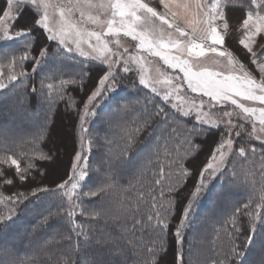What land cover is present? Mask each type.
<instances>
[{"label":"snow or ice","instance_id":"6c2138e0","mask_svg":"<svg viewBox=\"0 0 264 264\" xmlns=\"http://www.w3.org/2000/svg\"><path fill=\"white\" fill-rule=\"evenodd\" d=\"M232 0H158L154 5L152 0H4V6L0 7V43L9 40H16L21 36H37L42 38L43 43L38 49L34 48L37 41L26 39L23 46L17 51H0V91L9 87V84L16 81L18 77H27L28 73L17 72V68H23L24 64L32 63V72L39 67L43 58L48 55L49 42H54L57 51L63 48L69 53H76L84 60L99 61L100 67L95 70V79L89 87L91 71L87 67L74 75L55 73L45 77L39 85L31 87L32 93L39 92L51 106L49 92H54L55 97L60 101L75 104L73 96L67 93L85 92L80 104L76 105V120L81 133L75 134L74 148L71 153L70 167L58 182L53 184L42 183L49 174V166H55L59 160V148L49 149L47 154H40L35 157L36 161H47L36 168V164L29 158L28 165L21 169L16 153H8L5 145V155L0 157V182L3 185L17 184L28 188V194L16 192L13 195L3 196L0 194V202L11 205L7 212H0V232L7 227L9 222L17 216L16 206L30 202V196L39 198L41 194L55 196L57 203L53 205L56 211L49 209L48 216H44L41 224H47L52 217H59L68 225L67 239L71 241L75 237L87 236L83 225L77 223V215L87 216L88 219H98L103 212H88L86 202L97 198L101 201L107 194L120 186L124 180L119 170V165L127 160L130 154L143 144L148 137L143 135L149 128L156 133L160 125L168 124L170 119L181 114L185 118H191L195 112L192 128L187 136L182 133L177 136V129L168 125L171 131L160 129L161 135L152 141L151 146L144 154L141 163L133 175H143L144 169L149 165L159 170L155 173L158 179L157 185L167 176L172 184L167 188L169 194H175L180 198L187 188V180L193 175L196 180L192 189L184 197V202L172 205L169 199L168 206L160 204L157 208V198L152 197V207L157 209L154 214L148 215L149 224L156 220L153 231L158 234V239L152 247L147 249L148 260L146 264H165V258L172 252V264H184L182 248L184 243V229L190 224V215L194 203L208 187V180L225 175L227 180L226 189H222L218 195L227 196L229 188H236L240 185L239 174L227 173L228 152L231 151L235 137H241V144L236 149L240 157L247 159L248 153L255 155V148L249 149L248 142L243 141V123H235L233 112L225 110L224 128L227 131L228 139L221 138L218 145L209 148V156L206 161L196 164L199 155L198 146L189 137H200L205 134L209 136L213 129L220 127L219 123L213 122L208 114L202 109L207 104L209 108L223 107L229 103L240 111L236 116L241 120L251 123L252 131L248 133L249 141L256 139L261 145V163L264 164V106L250 107L241 103V100L264 105V0H250L249 10L244 12L239 28L242 29L239 44L242 46L245 64L235 53L224 47L225 36L228 33L229 21L226 9ZM243 12V9H240ZM27 17L30 23L20 26L18 21ZM93 25L102 29L96 31L88 28ZM129 37L135 42L137 51L151 56L159 57L173 72L182 74L183 82L187 89L200 96L199 105L193 104L187 111L181 105L172 103L170 95L179 93L180 87H175L164 92L161 99L165 104L170 105L166 111L163 106H154L153 111H146L138 119L121 124L116 117L127 112V103L118 104L108 119L109 124L116 123L120 128V140L122 148L111 151L110 142L102 147H108L109 151L98 160L99 168L92 167L91 157L93 156L92 146L100 142L99 136H92L90 128H86L88 119L96 117L100 102L111 92L122 85L124 79L135 75L132 65H139L141 57L133 54L124 56L123 53H116L109 49V41L105 40L106 35L119 37L120 34ZM260 36L257 42L256 37ZM95 43H92V41ZM119 45V39L116 40ZM75 45L73 47L72 45ZM82 45H87L86 51ZM127 52V49H124ZM104 53H109L105 55ZM206 53L214 54L220 58L228 68L224 71H214L203 68V60L209 59ZM122 66V71L118 68ZM140 75L133 86L138 90L150 89L151 93L159 95L156 84L159 81L147 80L142 74V66L139 69ZM258 73V76H257ZM165 76L164 83L172 84L178 79L175 75L161 73ZM67 78H63V77ZM7 81V83L5 82ZM47 81H55L47 82ZM86 90V91H85ZM78 95V93L76 94ZM207 98V100L204 99ZM239 98V99H237ZM191 123V119H189ZM47 124L42 129H46ZM235 136L233 137V130ZM152 132V133H153ZM161 141L164 142V160L167 161V173L165 166L160 161ZM2 143V142H0ZM215 143V141H214ZM187 145V147H186ZM193 152L196 155H193ZM155 158V159H154ZM15 166L13 178L9 179L8 169L3 166ZM188 165L187 167L185 165ZM260 172L264 174V167ZM223 184V183H222ZM90 185H94L90 186ZM164 192L161 191V197ZM249 196L255 199H248L238 206H234L227 223L233 228L232 235L239 236L247 233L246 239L242 241L244 250L253 242L257 225L264 223V189L258 196L253 191ZM179 208V214L174 215V209ZM71 208L72 211H67ZM81 211L77 213L76 209ZM248 218V225L243 228L240 225V217ZM175 221V225L171 223ZM143 223L140 219H134L133 230ZM171 237V241L169 239ZM124 238L121 237V240ZM31 243V242H30ZM126 245L120 242H109L103 238L86 240L84 247L73 244L59 257H53L54 264H127L125 256ZM23 248L17 249L15 245H8L0 240V264H48L41 258V249H33L30 255H21ZM244 251H237L233 244L229 253L225 256L224 264H240ZM253 264H264V251Z\"/></svg>","mask_w":264,"mask_h":264},{"label":"trees","instance_id":"16d2710c","mask_svg":"<svg viewBox=\"0 0 264 264\" xmlns=\"http://www.w3.org/2000/svg\"><path fill=\"white\" fill-rule=\"evenodd\" d=\"M153 3L156 4V2ZM3 6L4 0H0V7ZM249 6L250 0H232L228 9H226L229 31L225 36L224 47L235 53L245 64H248V61L244 59L242 46L239 44L242 33V29L239 28V25L242 22L244 12L249 10ZM240 9H243V12L240 11ZM29 23L30 20L27 17H22L21 20L18 21L20 26H26ZM26 39L37 41L34 45L35 49H38L43 43L42 38L38 40L37 36H21L16 40L0 43V51H18L23 46ZM50 65L52 66L49 67ZM82 67H87L85 70L91 71L88 85L90 87L92 81L95 79V70L98 69L100 65L90 60L86 61L82 57L72 55L62 49L57 51L55 43L49 42L48 55L43 58L36 71L34 73L32 72L31 62L24 64L23 68H17L16 71L27 72L28 76L18 77L16 81L9 84L8 88L0 91V106L4 107V113L0 114V142H2L0 143V157L5 155L6 145L8 148L7 154H11L13 151L16 153L15 158L19 160L21 169L28 165L29 158H33L31 162L36 164V168H39L42 164L49 162L36 161L34 159L35 157L42 153L47 154L49 149H53V154L56 148H59L61 154L67 151L64 162L60 164L61 168H63L62 175H56L58 178L54 179L53 177L50 183L44 181L45 179L41 181L42 183L53 184L58 182L70 167L75 134H78L79 126L77 123L74 131L76 105L80 104L85 92H80L77 89L76 93L66 94V100L67 97L71 95L75 99V104H72L70 101L68 103L60 101L55 97L54 92H49L51 98L50 106L49 101L45 100L39 92L32 93L31 87L33 85L38 86L41 80L55 73L74 75L79 72ZM0 71L7 70L3 69ZM129 75V79H124L120 87L109 93L102 100V103L99 104L96 109L98 114L89 125L91 135L100 137V142L96 144L97 147L95 148V145L92 146L93 156L91 157V161L94 169L99 168L98 160L104 155L101 145L102 142H109L113 139V142L117 145L116 149L120 150L122 148L120 131H115L112 136H106L113 126L112 124L104 123L103 119L104 116H106V121L108 122L109 114H105L110 112L112 104L127 103L129 115H123L121 124H127L129 121L138 119L141 114L146 111H153L154 106H163L166 111L169 109L168 105L157 100L158 98L153 95L150 90H138L134 87V82L138 81L137 75ZM63 78L67 77L65 76ZM5 82L7 83V81ZM47 82L55 83V81ZM77 93L78 95H76ZM158 101L159 104H157ZM103 111L105 113H102ZM189 119H191V123ZM23 120H27V122L25 123ZM192 123H195L193 118H183V116L181 117L178 114L177 117L170 119L168 124L160 125L159 127H166V135L168 131H171L168 125H171L177 129V136L179 137L181 133L184 136L188 135V132L192 128ZM235 123H243V141L248 142L249 149L254 147L255 152L261 157L260 141L256 139H251L249 141L248 139V133L252 131L251 124L240 120H236ZM45 124H47V128L42 129ZM179 125L180 127H178ZM56 126V131H53ZM108 126L111 127L108 128ZM156 127L157 126L154 124L153 128ZM153 128H149L148 131L143 134L148 136L143 144L135 150L134 154H130L129 158L121 163L119 167L121 166V168H123L125 163L129 164L135 158L137 152L145 149L147 145L150 144L151 135L154 133ZM238 130L239 129L233 130V137L235 136V131ZM65 133L68 137L65 136ZM189 138L198 146L199 155L195 163L199 164L207 160L210 147L217 146L221 138L228 139L229 137L224 125L220 124V127L218 129H213L209 136L205 134L200 137ZM241 142V137H235V142L232 146L234 151L240 146ZM193 155H196V153L193 152ZM163 157L164 150L163 146H161L160 161L165 166V172L167 173V161H165ZM185 166L187 167L188 165L186 164ZM3 167L8 169L7 178H13L15 166L9 163V165ZM57 167L59 166H49L48 176H51ZM138 167H136V165L129 167V169H127L128 172H125L126 176L123 177L124 180L121 181L120 186L111 190L103 201L97 198L91 202H86L85 206L89 213L97 211L103 212V216L95 220L88 219L87 216L77 215L75 217L77 223L83 225V229L87 233V236H80L77 238L73 235V239L69 241L67 239L69 234L68 225L65 220L59 217H52L48 220L47 224H41L43 217L48 216L49 209L52 212L56 211L53 205L57 203L55 196L41 194L39 198L30 196V202L26 201L24 205L21 204L16 206L17 216L13 218V221L9 222L7 227L3 228L2 232H0V240L8 245H15L17 249L23 248L24 251L21 252L22 256L30 255L33 249H41L42 260L47 261L48 264H54L53 257H59L63 252L67 251L71 245L75 244L82 248L86 240H91L93 237L96 239L103 238L109 242L116 241L126 245L125 256L127 257V264H146L148 260L147 249L152 247L153 243L158 239V234L153 231L156 220H153L151 224H149L147 220L148 215L154 214L157 210L152 207V197L155 196L157 198V208H159L160 204L168 206L169 199L172 205H178V203L182 204L184 202V197L187 195L188 191L192 189L196 176L193 175L187 180V188L184 193L181 194L180 198H177L175 194H169L167 192V188L175 179L174 176L172 180H169L167 176H165L161 184L157 185L155 180L159 177H157L155 173L159 170L158 168L149 165L144 169L143 175L137 173L133 176ZM90 186L94 187V185ZM161 191L164 192L163 197H161ZM16 192L28 194V188L19 184L15 187L3 185L2 182H0V194L3 196L13 195ZM198 199L199 197L197 200ZM197 200L194 203L193 210L189 217L191 222L188 227L184 229V243L181 250L184 264H192L191 260L195 261L201 258L202 255L200 254V250L207 246L209 248H207V251H210V255L209 252L208 255L212 257L211 254L214 253V256L212 260L208 259L209 256L208 258L205 257L204 261H200L199 264H224L225 256L230 252L233 244L236 245L237 251H244V256L240 264H251L256 261L259 254L264 251V226L261 227L262 231L259 232V235H255L253 237V242L244 250V245H242L241 242L246 239L247 233L239 235L238 237L233 236V228L230 223L226 222L218 225L219 222H222L220 217L214 222L216 226H212L208 230L207 228L204 229L206 225L199 222L200 214L204 215L202 219L203 222H205L207 221L209 213L205 214L207 210L203 208L204 202H198ZM142 202L143 204H141ZM9 207H11V205L0 202V212L6 213ZM67 211L69 210L67 209ZM76 211L79 213L81 209L77 208ZM173 214H179L178 207L174 209ZM134 219L143 221L142 225L137 226L135 230H133ZM171 223L175 225V221H171ZM240 225L242 228L248 225V218L246 216L240 217ZM121 237L124 239L121 240ZM213 237H215V239ZM169 239L171 241L172 238L169 237ZM210 245H213V247L210 248ZM213 248H215V251ZM254 253L256 254L254 255ZM251 255L252 257L249 259ZM172 259L173 255L170 251L169 255L165 258V264H172Z\"/></svg>","mask_w":264,"mask_h":264},{"label":"rangeland","instance_id":"374dc122","mask_svg":"<svg viewBox=\"0 0 264 264\" xmlns=\"http://www.w3.org/2000/svg\"><path fill=\"white\" fill-rule=\"evenodd\" d=\"M153 2L157 3V0L156 1L152 0V3ZM153 4H155V3H153ZM87 27L93 28L96 31L102 30V29L97 28L96 26H93V25H87ZM228 31H229V29H228ZM262 35H264V34H262ZM104 39L109 41L108 47L113 52L123 53L125 57H127L128 55L135 54V55L142 58L139 65H132L133 71L136 73L137 78L139 79V75L141 74L139 69L142 66V74L145 76V79L159 81V83L156 84L159 95L152 93L153 95H155L158 98L157 100H160L162 103H164V101L161 99L164 92L171 89L172 87H175L177 84H179V87H180L179 93H174V94L170 95V100L172 101V103H177V104L181 105L185 111H187L190 107H192L193 104L199 105L200 96L196 93H192L190 90L187 89L186 83L183 82L182 74L178 73V72H173V70L168 68V66L165 65L159 57L151 56V55H148L146 53L137 51V49L135 47V42L131 41V39L129 37L123 36L122 33L120 34L119 37L106 35L104 37ZM117 39H119V42H120L119 45H117V43H116ZM256 40H257V42H259L260 36H257ZM92 43H95V41L93 40ZM72 46L75 47L74 44ZM82 47H84L86 51L88 50L87 45H82ZM61 49L63 50V48H61ZM124 49H127L126 53L124 52ZM70 54L80 57L79 55H77L74 52L70 53ZM104 54L109 55V53H104ZM206 56L209 57V59L203 60V65H202L203 68H207L209 70H214V71H224L225 73H227L228 68L225 67L224 61H222L220 58L212 59V57H214V54H212V53H206ZM96 63H99V61H96ZM51 66L52 65H50L49 67H51ZM118 68H120L122 71L121 65H118ZM161 73H168L169 75H175L178 77V79L173 80L172 84L166 85L164 83L165 76L161 75ZM257 76H258V73H257ZM148 90H150V89H148ZM204 99L207 100L206 97H204ZM237 99H239V98H237ZM240 102L244 103L245 105L250 106V107H262V106H264V105H259L258 103H253L250 101L241 100ZM101 103H102V101L100 102V104ZM157 104H159V101L157 102ZM117 105L118 104H112L111 108H110V112L106 113L105 115L109 114V117H110L111 113L113 112L114 108ZM103 106H104V103H103ZM169 107H170V105H168V108ZM3 108L4 107L0 106V114L4 113ZM136 109H137V107H136ZM225 110L233 112L234 122H236V120L243 121V120H241L240 117L236 116V113H238L240 110L238 108H236L235 106L231 105L230 103L226 106H223V107H212V108H209L206 104L204 106V108L202 109L203 112L208 114V117L213 122H216V123H219L222 125H224V123L226 122V118L225 119H219V118L223 117V112ZM102 113H105V112L103 111ZM97 114H98V112H97ZM123 115L124 116L129 115V108H128L127 112H123L118 117H116V119L120 123H122ZM179 116L182 117L181 114H179ZM194 116H195V112L193 111L191 118L194 119ZM94 119H95V117L93 119L90 117L88 119V123L85 125V127L88 128L90 123H92ZM23 121L25 123L27 122V120H23ZM103 122L109 124L106 121V116H104ZM244 122H247V121H244ZM247 123L251 124L250 122H247ZM112 126L113 127L109 130V132L106 134V136H110V135L112 136L115 131H120V128L117 126L116 123H113ZM109 127H111V126H108V128ZM178 127H180V125ZM56 129H57V126L53 131H56ZM160 129L166 130V127L165 126L159 127V129H157L156 133L154 132L153 135H151V141L153 139V142H155V138L161 135ZM78 134L84 135L86 140L89 138V136H87L85 133L80 132L79 126H78ZM164 134H165V132H164ZM65 136L68 137V135H66V133H65ZM111 140L112 141H109L110 146L112 145L111 151L117 152L119 149H116L117 145L113 142V139H111ZM109 142L104 141L101 143V145H107V144H109ZM161 142H162L161 146H163L164 142L163 141H161ZM150 146H151V143L149 145H147V147L145 149H142L139 152H137L135 158L129 164L125 163L123 165V168H121V166L119 167V170H120L121 175L123 177L126 176L125 172H128L127 169H129V167H132L133 165H136V167H138L140 165L144 154L147 152V150ZM96 147H97V145L95 144V148ZM186 147H187V145H186ZM108 151H109L108 147H103L104 154L107 153ZM225 151L228 152L227 173L229 175H231L233 172L239 174L238 184L240 186L236 187V188L227 189V191H228L227 196H221V195H218V193H220L222 189H226V187H227V180L225 178V175H220L216 178H211L208 180L207 189L204 190L203 194L197 200L198 202L199 201L204 202L203 208L207 210V211H205V214L209 213V215L207 217V221L203 222V219H202L204 217L203 214H200V218H199V222H201V224H203V225H206V227H204V229L207 228V230L212 226H216L214 224V222L219 217L222 219V222H219L218 225L220 223H226L230 214L233 211L234 206H238V202L240 204H242V203L246 202L248 199H255L256 198L255 196H249V193H251L253 191V186L255 187L256 196H258L260 194L261 189H264V174H262L260 172V169H261V167H264V164L261 163V157L256 152H255V155H253L251 152H249L248 158L245 159V158L240 157L238 154H234V153H236V151H234L233 148L231 149V151H229L226 148ZM66 152L67 151H64V152H62V154L59 152V160H58V163L56 164L59 167L55 168V171L53 172V174L51 176L50 175L47 176L44 181H47L48 183H50V181L52 180L53 177H55L58 174L62 175V169L63 168H61L60 164L62 162H64V159L66 158V154H67ZM141 204H143V202ZM68 210L72 211L71 208H68ZM263 226H264V223H260L257 225L255 235H257V234L259 235V232L262 231L261 227H263ZM204 231H202V232H204ZM222 237H223V235H222ZM213 238L215 239V237H213ZM196 246H197V244H196ZM196 246H194V247H196ZM212 247H213V245H210V248H212ZM255 247H257V246H255ZM207 248H208V246L206 248H202V250H200V254L202 255L201 258H198L195 261L191 260V263L192 264H199L200 261H204L205 257L208 258V256L210 255V251H207ZM213 250L215 251V248H213ZM208 252H209V255H208ZM255 254L256 253H254V255ZM211 255L213 257L214 253H212ZM212 257L209 256L208 259L212 260ZM251 257H252V255L249 256V259Z\"/></svg>","mask_w":264,"mask_h":264},{"label":"bare ground","instance_id":"6f19581e","mask_svg":"<svg viewBox=\"0 0 264 264\" xmlns=\"http://www.w3.org/2000/svg\"><path fill=\"white\" fill-rule=\"evenodd\" d=\"M58 178V176H55L54 179Z\"/></svg>","mask_w":264,"mask_h":264}]
</instances>
